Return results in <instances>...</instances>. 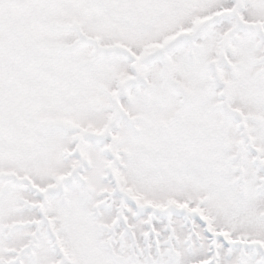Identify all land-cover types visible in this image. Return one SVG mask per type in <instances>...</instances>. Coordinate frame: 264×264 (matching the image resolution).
Returning <instances> with one entry per match:
<instances>
[{
    "label": "snow or ice",
    "instance_id": "obj_1",
    "mask_svg": "<svg viewBox=\"0 0 264 264\" xmlns=\"http://www.w3.org/2000/svg\"><path fill=\"white\" fill-rule=\"evenodd\" d=\"M0 264H264V0H0Z\"/></svg>",
    "mask_w": 264,
    "mask_h": 264
}]
</instances>
